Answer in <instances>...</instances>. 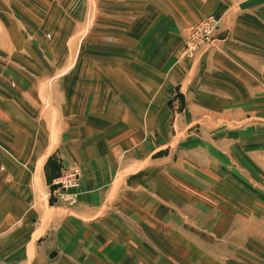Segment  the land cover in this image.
Returning <instances> with one entry per match:
<instances>
[{
	"label": "crops",
	"instance_id": "0c3cea01",
	"mask_svg": "<svg viewBox=\"0 0 264 264\" xmlns=\"http://www.w3.org/2000/svg\"><path fill=\"white\" fill-rule=\"evenodd\" d=\"M0 264H264V0H0Z\"/></svg>",
	"mask_w": 264,
	"mask_h": 264
},
{
	"label": "rangeland",
	"instance_id": "374dc122",
	"mask_svg": "<svg viewBox=\"0 0 264 264\" xmlns=\"http://www.w3.org/2000/svg\"><path fill=\"white\" fill-rule=\"evenodd\" d=\"M202 26V28H201ZM200 28V29H198ZM217 29V20H215L212 17H206L202 20H200L196 25L192 26L186 36V39L184 41V45L182 47L181 50V54L184 57H187L189 59L196 57L199 52H201L205 47L209 46L212 44L213 40H214V32ZM201 37V38H199ZM195 42H199V45H197L196 47H194L192 50H190V45L189 44H193ZM200 131L195 130L194 134L197 135V133ZM227 130H223V132L221 133L220 130V135L221 134H226ZM210 134V133H209ZM209 134H206L205 132L203 134H201L203 137H207ZM200 135V136H201ZM219 135V134H218ZM219 135V136H220ZM215 142V140H213ZM213 141L212 142H205L202 147H204V152L200 153L197 155L196 157V148H198L200 145H198V147L196 146V144L191 143L192 145H189V148H187V152L186 155L188 157V159H184L182 160V165L184 161L186 162V166L188 167H196L199 166L198 164L203 163L204 164V168H211V167H215V166H219V163H221L222 161H216L213 160L212 158V151L213 149L215 150L217 145L214 144L213 145ZM226 146V145H225ZM203 159V160H201ZM226 160V159H225ZM225 162V161H224ZM240 162V161H239ZM227 163V162H225ZM243 166V164H241ZM184 166V165H183ZM201 167V164H200ZM77 169L80 173L81 176V171L79 167H66L59 175V177L61 175H63L64 173H66L67 171H69L70 169ZM59 177L57 179H59ZM192 178V177H191ZM56 179V180H57ZM55 180V181H56ZM80 181V179H79ZM54 189H50L51 193H53L51 199H53V197H57L58 195H60V193L66 192V191H59L57 190L56 186L53 185V183L51 184ZM76 189V188H74ZM56 195V196H55ZM192 199V200H190ZM189 200V203L191 205H189V208H192L193 210H197L202 218L204 223L207 225H210L212 223H214V218L215 215L219 216L221 214H224L227 212L226 209V202H224V200H226L222 193H216V192H205L204 198L203 199H199L198 197L192 196ZM218 201V202H217ZM53 202V201H52ZM197 208H203V209H197ZM220 209V210H218ZM227 214V213H226ZM231 225V224H230ZM229 223H225V228H227L228 226H230ZM245 240L243 238L241 239H237V243H239L240 246H243L245 248H248V244L246 245ZM253 261L254 262H259L260 259V255L259 252L256 249H253Z\"/></svg>",
	"mask_w": 264,
	"mask_h": 264
},
{
	"label": "built area",
	"instance_id": "2783aa9c",
	"mask_svg": "<svg viewBox=\"0 0 264 264\" xmlns=\"http://www.w3.org/2000/svg\"><path fill=\"white\" fill-rule=\"evenodd\" d=\"M202 28V26H201ZM200 29V28H198ZM201 38V37H199ZM202 39V38H201ZM200 42V41H199ZM199 42H195L190 45V50H192L194 47L199 45ZM80 173L77 169L73 168L64 173L57 179L56 181H53V185L56 186L57 190L59 191H67L69 189L76 188L79 184L80 179Z\"/></svg>",
	"mask_w": 264,
	"mask_h": 264
},
{
	"label": "trees",
	"instance_id": "16d2710c",
	"mask_svg": "<svg viewBox=\"0 0 264 264\" xmlns=\"http://www.w3.org/2000/svg\"><path fill=\"white\" fill-rule=\"evenodd\" d=\"M50 182H51V181H49V185H50V189L52 190V189H54V187L51 185Z\"/></svg>",
	"mask_w": 264,
	"mask_h": 264
},
{
	"label": "bare ground",
	"instance_id": "6f19581e",
	"mask_svg": "<svg viewBox=\"0 0 264 264\" xmlns=\"http://www.w3.org/2000/svg\"><path fill=\"white\" fill-rule=\"evenodd\" d=\"M78 186H79V184H78ZM78 186H77V187H78ZM77 187H76V188H77ZM73 189H74V188H73Z\"/></svg>",
	"mask_w": 264,
	"mask_h": 264
}]
</instances>
